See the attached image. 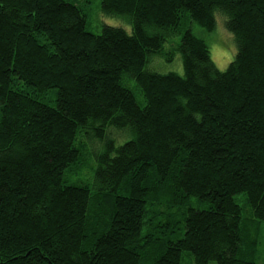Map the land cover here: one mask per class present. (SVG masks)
Segmentation results:
<instances>
[{
	"label": "trees",
	"instance_id": "obj_1",
	"mask_svg": "<svg viewBox=\"0 0 264 264\" xmlns=\"http://www.w3.org/2000/svg\"><path fill=\"white\" fill-rule=\"evenodd\" d=\"M100 6L130 34L87 32L83 13L63 0H0V264H182L184 253L194 264H256L264 0ZM218 16L236 48L224 71L204 40L180 31L186 18L212 32ZM177 34L182 75L154 72L149 60ZM50 90L54 107L39 100ZM82 135L102 146L93 192L62 182Z\"/></svg>",
	"mask_w": 264,
	"mask_h": 264
},
{
	"label": "rangeland",
	"instance_id": "obj_2",
	"mask_svg": "<svg viewBox=\"0 0 264 264\" xmlns=\"http://www.w3.org/2000/svg\"><path fill=\"white\" fill-rule=\"evenodd\" d=\"M76 6L85 16V30L92 34H99L104 26H110L123 29L127 34H130L129 24L116 17H108L101 12L100 0H63ZM215 28L212 32H206L202 28L198 27L195 23L189 22L186 18L181 20L180 31L189 30L193 35L204 40L209 49V56L214 66L219 71L226 70L227 66L233 61L236 53L233 37L225 30L223 26V19L217 17ZM180 34L169 37L163 44L161 55L154 56L149 60L148 67L156 73L167 74L175 73L179 76L182 75V67L180 55L175 52L174 49L178 46L180 41ZM171 57V58H170ZM133 82L128 85V88L132 91L137 104L142 107L143 100L133 88ZM55 90H50L39 100L44 104L54 107ZM138 93V94H137ZM113 130V129H111ZM117 139L122 140L126 135L121 133H114ZM85 139L83 147H80V158L78 162L66 169L62 176V182L66 186L81 187L87 186L92 192L94 185V170L96 168V160L94 155L102 151L101 144L94 145L95 140L89 138V136L82 135ZM80 135H77V138ZM131 139L128 135L127 138L121 142H114L115 146H120L124 142ZM90 147V148H89ZM244 195H236L234 201L241 207L242 215L247 218L251 215L250 209L245 206ZM190 205L194 209L204 210L207 209L206 203H199L194 198L191 199ZM160 235H158L159 237ZM182 264H194L192 257L189 254L184 253L182 257ZM209 264H214L210 262ZM256 264H264V222L259 225V245L256 255Z\"/></svg>",
	"mask_w": 264,
	"mask_h": 264
}]
</instances>
